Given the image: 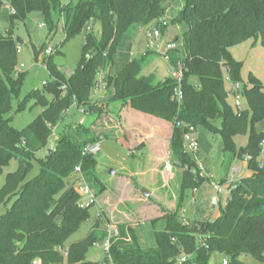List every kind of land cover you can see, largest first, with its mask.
<instances>
[{"label": "trees", "instance_id": "16d2710c", "mask_svg": "<svg viewBox=\"0 0 264 264\" xmlns=\"http://www.w3.org/2000/svg\"><path fill=\"white\" fill-rule=\"evenodd\" d=\"M179 1V12L171 22L181 31L182 43L176 44L179 36L168 43L175 45L169 51L171 64L180 62L184 71L181 102L175 100L176 83L171 77L157 81L154 74L142 75L144 57L128 60L114 76L109 72L124 35L132 28L151 25L161 36L166 35L168 24L163 18ZM6 2L15 10L9 15L11 27L39 13L49 33L62 21L65 42L84 32L85 37L80 60L69 75L60 71L51 57L46 59L50 80L19 101L15 113L30 100L42 111L19 131L10 126L8 115L11 100L18 97L26 76L17 63V47L22 40L0 32V175L12 159L18 163L0 188V209H5L0 214V264H32L34 260L41 264H210L214 254L226 259V264H244L239 259L243 254L264 262V163L257 161L264 132L256 130L264 121V91L253 74L243 82L242 64L230 52L252 37H260L264 46V0H77L66 5L61 0ZM94 21L100 24L99 37L90 31ZM104 72L110 103L171 126L169 155L182 174L175 211L150 221L153 247L142 246L136 231L121 225L109 254L93 262L86 255L106 235L98 230L101 221L97 219L82 240L66 244L89 220L91 209L77 206L74 168L81 167L86 182L98 189L97 194L103 188L95 175L97 160L94 155H83V149L102 139H116L97 133L96 119L90 126L68 124L54 147L38 159L37 176L25 179L35 155L46 149L53 129L67 111L74 107L82 109V114L101 115V106L91 98L97 76ZM226 76L231 83L240 84L247 108L236 111L229 102ZM217 121L221 122L219 128ZM199 126L219 134L223 151L233 159L246 160L251 175L229 185L225 205L215 219L190 224L180 210L188 191L197 189L207 178L200 176L202 169L188 155L183 136L189 127L195 130ZM236 136L247 137L245 146L237 148L233 141ZM118 141L125 148L130 144L124 138ZM182 257L186 260L180 262Z\"/></svg>", "mask_w": 264, "mask_h": 264}, {"label": "rangeland", "instance_id": "374dc122", "mask_svg": "<svg viewBox=\"0 0 264 264\" xmlns=\"http://www.w3.org/2000/svg\"><path fill=\"white\" fill-rule=\"evenodd\" d=\"M69 2L75 4L77 0H61L62 5ZM181 4L182 1H179L177 5L172 6L169 13L163 18L168 24L166 35L164 33V36H161L163 48L165 43L173 41L175 36L180 37L176 42L177 46L182 43L181 31L171 22L177 16ZM9 15L6 7L0 9V32L6 34L9 32L22 40L19 49L17 48V63L19 70L25 72L26 76L22 81L18 97H13L11 100L12 111L8 116L11 117L10 126L21 131L27 128L42 110L34 104L33 100H30L21 112L15 113L18 102L23 100L29 92L42 89L43 84L50 80L44 64L48 57H51L57 68L65 74H70L75 69L81 57L85 32L65 42L62 21H58L53 32L49 33L43 17L39 13L31 14L24 22H14L12 27ZM152 29L153 25L151 27L138 26L124 35L109 69L112 76L116 75L129 59L137 60L142 57H144L142 75L154 74L157 81L170 76L172 64L163 57L162 52L155 53L149 49L147 35ZM90 31L95 37H99L100 24L96 21L92 22ZM46 49L51 50L49 55L45 54ZM230 52L234 59L242 64L241 78L243 82L246 83L249 74H253L261 82L264 91V46L261 44L260 37L249 38L242 44L232 47ZM147 53L149 54L145 57ZM21 65L23 66L21 67ZM104 76L105 72L102 77L97 76V78ZM225 87L229 92L231 85L226 80ZM229 96V102L233 104L234 99L231 95ZM108 97L106 102L100 105L103 112L98 117L91 113L82 114L74 107L67 111L64 120L53 129L46 149L35 155L25 181L37 176L39 173L38 159L44 157L47 150L54 147L63 128L68 124H77L80 120H83L86 126H90L96 119L94 126L97 127L96 129L94 127V130L97 133L102 132L104 136H113L116 140L110 138L99 141L100 151L95 155L97 160L95 175L103 188L96 194V203L89 210V220L80 226L66 244L85 238L98 219L101 221L98 227L101 232H105L109 226L115 227L117 231L121 225L130 226L136 231L142 246L153 247L155 239L150 221L161 217L165 212L175 211L181 181L182 169L173 166L169 155L171 126L165 124L164 127H157L144 124L145 129L142 130L136 124L127 126L139 129L138 131H142L145 133L144 135L136 130H127L121 121V105L110 103ZM240 102L241 109L247 108L242 96ZM220 124V121L216 122L218 128ZM256 130L264 132V121L256 125ZM194 132L199 147L196 152L188 149L187 152L202 169L200 176L206 177L207 181L197 189L188 191L180 210V215L190 224L194 221L214 219L219 214L220 207L225 205L229 185L243 179L241 176L247 171L246 160L233 159L229 153L223 151L219 134L211 133L203 126L196 127ZM123 133L125 135L127 133V136L123 137ZM149 134H153V136L146 140ZM139 136L144 137L146 141L138 144ZM123 138L130 141V147L133 149L141 146L143 148L141 153L135 151L136 154L129 155L125 146L118 141ZM233 141L237 148H240L245 146L247 137L236 136ZM257 161L264 163V151L259 155ZM17 167V160L12 159L3 169L0 175V188L4 184L6 175L14 172ZM110 171H114V173L110 174ZM215 184L220 185L222 190L219 195L220 203L212 206L211 198L215 196L213 186ZM89 186L91 187V185ZM93 188L94 192L98 191L95 186ZM144 190L150 193L148 197L143 195ZM4 211L5 209L1 208L0 214H3ZM101 243L102 241H99L98 245L89 249L86 255L87 260L98 262L104 259L105 254L101 249ZM64 249L66 248L64 247L61 251L64 252ZM239 259L244 264H264L248 254L241 255ZM222 260L221 255L214 254L210 259V264H218Z\"/></svg>", "mask_w": 264, "mask_h": 264}, {"label": "built area", "instance_id": "2783aa9c", "mask_svg": "<svg viewBox=\"0 0 264 264\" xmlns=\"http://www.w3.org/2000/svg\"><path fill=\"white\" fill-rule=\"evenodd\" d=\"M3 3V7H6L9 11V14L14 15L15 10L14 8L6 2V0H0ZM148 38V46L149 49L155 53L162 52L163 57L171 63L169 51L173 50L175 48V45L172 43H165V46L163 48L161 44V33L158 29H153L150 31L147 35ZM19 49V46L17 47ZM51 52L50 49L45 50V54L49 55ZM23 65H21L22 67ZM19 69V68H18ZM69 75V74H66ZM99 76L102 77V73H99ZM184 76L183 67L180 62H177L175 65H172L170 76L171 79L176 83V88L174 89V97L177 102H181L182 100V91H181V82ZM226 81H228L231 85V89L229 91V95H231L234 99L233 106L236 111L241 110V86L240 84H233L230 82V79L228 76H226ZM106 91V83L103 81L102 78L97 79V82L95 83V86L92 90V96H95L98 100L102 99L103 96L100 95V93H103ZM83 113V111H81ZM79 124H83V120L79 121ZM180 126V124H178ZM184 143L186 146V150H191L192 152H196L198 149V143L196 138L194 137V128L189 127V131L184 134ZM262 152L264 151V141L261 143ZM100 151L99 143H96L94 145H87L83 149V155H96ZM130 155L132 153H129ZM74 176H75V183L73 185L75 192L78 195V201L77 206L79 209H85V208H92L94 204L96 203V194L94 190L87 184L84 175L82 173L81 167L76 166L74 168ZM214 186V192L215 196L211 198V205L216 206L220 203V192L222 190V187L218 184L213 185ZM229 188V187H228ZM229 192V189L227 190V194ZM227 196V195H226ZM227 198V197H226ZM105 237L102 240L101 243V249L104 252L105 256H107L111 249L112 240L117 237L118 231L115 227H107L105 230ZM94 245H98V243H95ZM186 258L182 257L180 259V262L185 261ZM226 259L223 260L222 264H226ZM32 264H41L40 260H34Z\"/></svg>", "mask_w": 264, "mask_h": 264}, {"label": "crops", "instance_id": "0c3cea01", "mask_svg": "<svg viewBox=\"0 0 264 264\" xmlns=\"http://www.w3.org/2000/svg\"><path fill=\"white\" fill-rule=\"evenodd\" d=\"M130 61V59H129ZM163 80V79H162ZM101 96H103L102 99L98 100L95 96H92V101H98V105L100 106L102 103H105L107 97L109 96V91H106V92H103V93H100ZM79 111H83L82 109H79ZM120 116H121V121L123 123V126H125V128L127 130H137V128H130V127H127L128 125L129 126H132L133 124L135 125H139L140 126V130L142 129H145L144 127V124H151V125H154V126H157V127H164L165 124H168L166 123L165 121L163 120H160L158 118H155V117H152V116H149V115H145V114H142L140 112H137L135 110H132V109H128V108H121V111H120ZM139 133H142L143 135L145 133H143L142 131H138ZM195 133V132H194ZM195 135V134H194ZM153 134H149L147 137H146V140L147 138H150L152 137ZM161 136V135H160ZM195 137V136H194ZM138 144H141L143 141L145 142L146 140L144 139V137H140L139 136V139H138ZM197 140V139H196ZM198 143V142H197ZM131 144V143H130ZM130 144H126V148H127V151L128 153H132V154H136L135 151H140L141 153V149H143L142 147L137 150L136 148L134 149H130L132 147H130ZM199 147V146H198ZM133 151V152H132ZM138 152V154H140ZM131 154V155H132ZM130 155V154H129ZM247 165V163H246ZM251 175V172L247 169L246 173L243 174V176H241V178H245V177H249ZM218 216V214L214 217V219ZM212 220V219H211Z\"/></svg>", "mask_w": 264, "mask_h": 264}, {"label": "water", "instance_id": "95a60500", "mask_svg": "<svg viewBox=\"0 0 264 264\" xmlns=\"http://www.w3.org/2000/svg\"><path fill=\"white\" fill-rule=\"evenodd\" d=\"M113 173H114V171H110V174H113ZM143 195H144L145 197H148V196L150 195V193H149L148 191L144 190V191H143Z\"/></svg>", "mask_w": 264, "mask_h": 264}]
</instances>
